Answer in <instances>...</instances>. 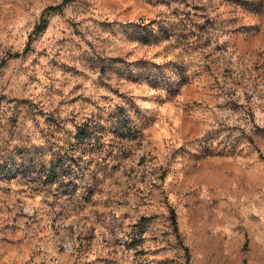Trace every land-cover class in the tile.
I'll return each mask as SVG.
<instances>
[{
  "label": "rangeland",
  "instance_id": "374dc122",
  "mask_svg": "<svg viewBox=\"0 0 264 264\" xmlns=\"http://www.w3.org/2000/svg\"><path fill=\"white\" fill-rule=\"evenodd\" d=\"M60 2L0 0V264H264V0H70L34 32Z\"/></svg>",
  "mask_w": 264,
  "mask_h": 264
},
{
  "label": "trees",
  "instance_id": "16d2710c",
  "mask_svg": "<svg viewBox=\"0 0 264 264\" xmlns=\"http://www.w3.org/2000/svg\"><path fill=\"white\" fill-rule=\"evenodd\" d=\"M69 1L70 0H61V2L57 5H50V6L45 7L42 11V14L39 18L38 23L35 24V26L33 27V31L34 32L41 31L43 29V27L45 26L46 19L44 18V14H47L49 12H54V11H60L61 8ZM23 52H24V50H23ZM22 53H17V52L12 53L11 56L12 57H18ZM88 131L89 130H88V127H86V125H82L81 127H79L77 129V132L75 135L76 142L81 141L85 136H87ZM51 165H52V163H49L48 168L46 170H43V174L45 175V177L51 178V180H52L55 177V171L50 169V167H52ZM28 170H29V167L27 165L19 166L16 169H14V167L11 166L7 169L8 172L17 171L18 173H24L26 171L28 172ZM168 217L170 220L172 232L175 234V237L178 239V235L176 233V228H175V221H174L173 213L171 210L168 211ZM182 250H183V255H184V261L186 262L187 261V253H186L185 247L182 246Z\"/></svg>",
  "mask_w": 264,
  "mask_h": 264
}]
</instances>
